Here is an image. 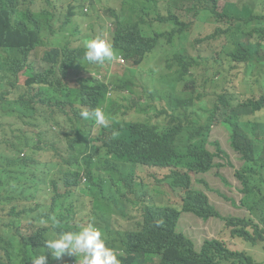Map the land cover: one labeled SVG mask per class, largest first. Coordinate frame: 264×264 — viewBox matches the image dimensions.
Returning <instances> with one entry per match:
<instances>
[{
  "label": "trees",
  "instance_id": "obj_1",
  "mask_svg": "<svg viewBox=\"0 0 264 264\" xmlns=\"http://www.w3.org/2000/svg\"><path fill=\"white\" fill-rule=\"evenodd\" d=\"M129 1V11L112 12L124 29L116 41L122 64L132 62L137 74L163 39L175 49L167 60L170 72L158 79L171 91L165 121L115 120L108 87L75 75L88 63L85 44L44 39L42 19L47 16L49 23L54 15L45 13L46 6L37 0H0V264H32L42 255L47 264H79L80 254L55 259L46 241L89 224L102 232L120 264H145L147 257L160 258L159 264H258L223 241L208 240L195 254L194 243L178 232L182 213L156 203L137 170L185 168L190 178L175 172L170 188L176 193L188 181L193 191V176L220 170L224 166L216 161L229 158L220 143L211 142L216 123L224 124L243 163L235 178L241 185L240 207L248 213L237 220L231 238L264 249V117L250 119L264 112V94L242 99L237 75L230 74L240 68L248 75L264 74V13L254 8L256 0H231L222 8L220 0ZM37 7L41 12L34 11ZM204 15L217 28L190 41L191 50L186 46L194 24L190 19ZM253 21L258 24L252 30L244 25ZM153 22L173 30H153ZM145 29H150L149 36ZM207 43L217 48L211 55L200 47ZM47 44L54 47L42 58V68L32 56ZM211 66L214 73L209 76ZM200 70L205 74L199 75ZM22 74L28 77L25 87L19 85ZM179 88L180 96L173 97ZM210 93L212 107H206ZM95 109H104L112 122L97 133L96 122L80 115ZM94 183L102 192L106 186L113 192L108 189L107 197L95 194ZM149 197L153 199L144 204ZM204 197L193 191L183 198L184 213L204 221L219 219Z\"/></svg>",
  "mask_w": 264,
  "mask_h": 264
},
{
  "label": "rangeland",
  "instance_id": "obj_2",
  "mask_svg": "<svg viewBox=\"0 0 264 264\" xmlns=\"http://www.w3.org/2000/svg\"><path fill=\"white\" fill-rule=\"evenodd\" d=\"M39 5L46 6L45 13H52L54 15L52 27L54 34H52L53 41H63L62 45H65L67 41H76V46L84 47L87 40L102 36L110 35L114 39V33L117 30V20L112 10L120 13L122 9L129 11L131 3L129 0H37ZM231 0H220V8H222L226 2ZM256 5H261L262 0H256ZM85 9L88 11L85 12ZM36 12H41L37 7L34 9ZM73 12V16H69L70 12ZM41 17L42 14H35ZM70 21L66 27L64 24ZM194 24L189 30V42L186 43L188 48L192 49L191 42L196 38H204L210 35L217 28L215 21L210 17L204 15L201 20L191 17ZM42 23L47 27V16L42 19ZM153 29L161 32H169L172 27L168 24H160L159 22L152 23ZM45 36H51L48 30H45ZM161 48L157 53L151 55L142 65L139 73H133L137 66L132 62L125 61V64H117L118 71L109 81L114 83L112 89V95L109 98L115 103L116 110L114 114H118L126 123H142L146 121L156 122L158 120L165 121L167 116L165 111L168 110L167 99L161 100V96L170 97L171 91L168 86L162 85L159 82L161 74L170 72L167 69V59L171 57L175 52L171 46H167L165 41L162 40ZM179 41L178 38L175 40ZM54 46L47 44L37 49L33 55V59L37 60L40 64L45 53L50 51ZM205 54L211 55L213 49H217L214 45L203 44L200 46ZM42 65V64H41ZM112 65L106 67H90L97 75L102 76V80L106 79V70L110 69ZM214 70L209 72V76H212ZM240 70L236 69L230 74H239ZM204 70L199 71V75H204ZM239 87L242 99L261 96V92H264V88L258 84H253L250 78L239 74ZM201 78V77H199ZM108 79V78H107ZM26 77H20V85L24 86ZM116 86L120 88L117 89ZM180 88L178 92H174L172 95L180 96ZM252 91V92H251ZM213 97L212 94L205 98L204 105L206 107H212ZM202 104H197V109L200 113V120L206 119L205 112L200 108ZM144 110L143 113H139L138 110ZM25 130V129H24ZM211 142H219L222 149L228 154V160H217L216 162L222 166L220 170L212 171V174L202 177H194V191L205 193L209 195L214 204L224 217H228L231 214L238 215L239 217H246L247 213L239 208L241 201L240 189L241 186L235 179V174L242 168V163L231 147H230V132L224 124L216 123L213 133L211 134ZM211 152H215L214 148H210ZM170 174L167 170L144 168L138 170V176L141 181L148 185L151 194L158 203H162L166 206L174 207L178 209L181 206L180 192L173 193V191L165 184L160 185L158 181L163 180ZM203 179L209 185L207 189L204 185H199L198 180ZM224 179V180H223ZM228 186L226 187V182ZM95 194H100L102 197L108 196V189L113 192L111 186H106L105 192L98 187L97 183H94ZM107 189V190H106ZM28 194V193H27ZM222 194L228 198L227 201H222L217 198V195ZM232 200L236 206L233 209V205L230 203ZM140 213L136 214L137 218L140 217ZM179 231L185 233L196 244L193 247L195 254H199L202 249V245L206 240H219L225 242L228 247L234 251H241L251 256L258 264H264V249L263 246L252 247L246 244L242 240L231 238L230 232L227 230L226 225L220 220H210L204 222L191 214H183L181 223L179 224ZM168 250H165L167 253ZM149 264H158V261H154ZM162 264V263H161Z\"/></svg>",
  "mask_w": 264,
  "mask_h": 264
},
{
  "label": "clouds",
  "instance_id": "obj_3",
  "mask_svg": "<svg viewBox=\"0 0 264 264\" xmlns=\"http://www.w3.org/2000/svg\"><path fill=\"white\" fill-rule=\"evenodd\" d=\"M112 12L118 13L115 10H112ZM69 16H70V14H69ZM72 16H73V14H72ZM53 19H50L47 27L44 26V30L42 33V36L44 39L52 38V36H53L52 34H54V30H53L52 23H51V21H53ZM69 22L70 21L68 20V22H66L64 24V27H66L67 24H69ZM45 30H48L51 33V36L46 37L45 36ZM145 30L148 31L147 35L149 36L150 29H145ZM172 30H173V26H172ZM121 34H124V29L119 24L117 26L116 32L114 33V39L110 35L106 34V35L94 37V38L87 40L85 42V53H84L83 58L88 63L85 64V69L81 73H76L75 75L80 76V74H82L83 76L92 77L93 79H95L96 81H98L100 83H104L108 87L107 102H112V104H113L112 105L113 106V113L111 116L115 120L123 121L120 117L118 118L117 113H119L120 110H116L115 103L109 99L112 95V89H113L112 86H114V83L112 81H109V79H111L113 76H115L117 74V73L113 74L112 69L115 66L118 68L117 64L124 63L123 56L120 55L118 49L116 48V41H118L119 38L123 37V36H121ZM163 47L164 46L162 45L159 48V50ZM159 50H157L155 53H157ZM169 58L170 57H168V59ZM32 60L37 62L39 67H42V68L46 67V65L42 62L43 59L41 61L42 65L37 60H34L33 56H32ZM110 65H112L111 68L107 69L106 73H105V75L108 79L106 78L104 80H102L101 75H97L94 71H92L89 68V66L90 67H97V68H101V67L107 68ZM22 75L26 77V82H27V80H28L27 75H25V74H22ZM26 82H25V85H26ZM19 85H20V83H19ZM25 85L24 86L20 85V86L25 87ZM116 88L119 89L120 87L116 86ZM161 97H160V99H161ZM163 97H165V96H163ZM105 107H108V104H106ZM168 110H169V108H168ZM114 111H118V112L116 114H114ZM138 112L143 113L144 110L140 109V110H138ZM80 115L85 120H94L96 122V124L94 125V130H95L94 132L95 133L99 132L102 129L108 128L112 125V122H111L110 118L106 115L104 109L84 110L80 113ZM146 122H152V121H146ZM146 122H142V123H146ZM124 123H126V122H124ZM126 124H140V123H126ZM144 168H148V167H139L138 170L144 169ZM138 170H137V176H138ZM138 178H139V176H138ZM139 180H140V178H139ZM141 182L144 183L143 181H141ZM173 193H175V192H173ZM155 202L158 203L156 200H155ZM158 204H160L164 207H170V206H166L162 203H158ZM170 208L176 209L174 207H170ZM183 214H188V213H182V215ZM182 215H181V218H182ZM191 215H194V214H191ZM181 218H180V221L178 223V232L179 233H181L179 231V224L181 223ZM137 219L140 221L141 215ZM210 220H219V219H210ZM202 221H204V220H202ZM209 221H204V222H209ZM226 228H227V226H226ZM227 230L229 231L228 228H227ZM181 234L186 236L185 233H181ZM102 237H103L102 232L98 228H96L94 225L89 224L88 226L83 227L78 232H65V233L61 234L56 239H50V240L46 241V247L49 250L50 255L54 256L55 259H57V260L62 259L65 255H67L69 257H75L77 254H80L82 258L79 261V264H120V261L117 259L113 250H111L109 248L108 244L105 243V240ZM206 241H208V240H206ZM209 241H211V240H209ZM216 241H219V240H216ZM220 242H222V241H220ZM32 264H47V256H43V255L38 256L37 258H35L32 261Z\"/></svg>",
  "mask_w": 264,
  "mask_h": 264
},
{
  "label": "crops",
  "instance_id": "obj_4",
  "mask_svg": "<svg viewBox=\"0 0 264 264\" xmlns=\"http://www.w3.org/2000/svg\"><path fill=\"white\" fill-rule=\"evenodd\" d=\"M257 7H258V13L259 14H261V13H264V6H263V0H262V4L261 5H256L255 4V9H257ZM257 24H258V22L257 21H253V22H251V23H247V24H244L245 26H247L248 28H250L251 30L252 29H254L256 26H257ZM240 70V73L239 74H242V75H244L245 77H247V78H250V80H252V82H253V84H258V85H260L261 87H263L264 88V74H254V75H252V74H250V75H248V74H245V72H244V70L243 69H239ZM112 73L113 74H116L117 73V67L115 66V67H113V69H112ZM239 74H236L237 75V78H236V81H235V85L237 86V91H238V87H239ZM239 92V91H238ZM252 92V91H251ZM240 93V92H239ZM261 93H263L264 94V92H261ZM252 94H254V92H252ZM251 98V97H250ZM248 99V98H247ZM264 117V112H262V113H259V114H257V115H254V116H250V119H255V118H263ZM219 143V142H218ZM230 147H231V136H230ZM231 149H232V147H231ZM232 151H233V149H232ZM234 152V151H233ZM235 153V152H234ZM236 155H238L237 153H235ZM238 157H239V159H240V161H241V163H242V160H241V157L238 155ZM242 165H243V163H242ZM154 169H161V170H167V171H169L170 172V174L168 175V176H166L163 180H161L160 182L161 183H163V184H165V185H167L169 188H170V180L171 179H173V176H174V173L175 172H179L180 173V175H182L183 177L184 176H187L188 177V179L190 178V176H191V174L192 173H189L188 171H187V169H185V168H154ZM214 171V170H213ZM207 174H209V173H207ZM207 174H205V175H200V176H197V177H202V176H207ZM212 174V172H210V174L209 175H211ZM194 177H196V176H193V178ZM236 179V178H235ZM179 182H182V180L181 179H177ZM184 180H185V178H184ZM198 181H204L203 179H200V180H198ZM206 184H199V182H198V184L199 185H204L207 189H209V185H208V183L206 182V181H204ZM226 182V181H225ZM238 182V181H237ZM239 183V182H238ZM240 184V183H239ZM228 186V183L226 182V187ZM241 186V185H240ZM193 191H194V189H193ZM192 191V189H191V187H190V185H189V183H188V181H186V183H182V186L179 188V189H177V191H176V193H178V192H180V197H181V206L177 209V211H179V212H181V213H184V210H185V208H186V206L185 205H183V198L184 199H188V196H189V194L190 193H192L193 192ZM241 191V190H240ZM199 193H201V192H199ZM201 194H203V195H205V197L203 198L204 199V201H207V203H208V206L209 207H211L212 209H214V211L217 213V215L219 216V220L220 221H222L224 224H229L230 225V228H229V231H230V234H231V237H232V233H235L237 230H238V224H237V220L239 219V218H247L248 217V213L244 210V209H242L241 207H240V203H239V208H241L243 211H245L246 213H247V216L246 217H239L238 215H234V214H231V215H229L228 217H224L223 215H222V213L220 212V210L218 209V207H217V205L216 204H214L213 203V201L211 200V198H210V196L209 195H206L205 193H201ZM241 194V193H240ZM221 196H224V195H222V194H219V195H217V198L219 199V200H222V201H227L228 200V198L226 197V196H224V197H226L227 198V200H224ZM153 198H147V200H145V202H144V204H147L148 202H150L151 200H152ZM241 200H242V195H241ZM241 202V201H240ZM230 203L233 205V209H235V206H236V204L232 201V200H230ZM187 237V236H186ZM190 241H192L189 237H187ZM233 239H238V238H233ZM238 240H242V239H238ZM243 242H245L244 240H242ZM193 243H194V241H192ZM206 242V241H205ZM205 242L203 243V245H202V247L204 246V244H205ZM246 244H248L247 242H245ZM194 245L196 246V244L194 243ZM249 245H251V244H249ZM252 247H257V246H253V245H251ZM258 246H260L261 247V245H258ZM201 247V248H202ZM232 250V249H231ZM232 251H234V250H232ZM235 252H241V251H235ZM241 253H245V252H241ZM247 254V253H246ZM154 261H158V264L160 263V258H154V259H152V258H150V257H147L146 259H145V264H149V263H152V262H154Z\"/></svg>",
  "mask_w": 264,
  "mask_h": 264
}]
</instances>
